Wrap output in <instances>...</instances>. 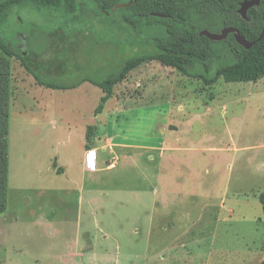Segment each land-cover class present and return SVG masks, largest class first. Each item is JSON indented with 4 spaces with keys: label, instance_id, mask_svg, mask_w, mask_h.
<instances>
[{
    "label": "rangeland",
    "instance_id": "obj_1",
    "mask_svg": "<svg viewBox=\"0 0 264 264\" xmlns=\"http://www.w3.org/2000/svg\"><path fill=\"white\" fill-rule=\"evenodd\" d=\"M113 27L97 18L63 27L56 14L15 8L7 31L22 45L32 33L38 51L56 43L61 30L67 41L75 39L74 31L94 34L79 50L85 65L71 62L65 75L45 76L73 82L103 80L137 53ZM10 77L9 192L0 214V264H264V76L206 84L161 61L144 62L114 86L119 100L134 103L117 111L116 100H109L101 112L112 113L108 129L125 143L158 145L160 125L172 129L182 121L179 168L159 164L150 150L128 158L117 148L100 149L90 152L93 167L98 152L102 167H116L89 177L78 170L85 149L79 131L91 124L100 90H34L40 84L15 57ZM70 162V171L61 173V164ZM162 166L165 191L158 179Z\"/></svg>",
    "mask_w": 264,
    "mask_h": 264
},
{
    "label": "trees",
    "instance_id": "obj_2",
    "mask_svg": "<svg viewBox=\"0 0 264 264\" xmlns=\"http://www.w3.org/2000/svg\"><path fill=\"white\" fill-rule=\"evenodd\" d=\"M246 0H0V214L6 210L9 192L10 107L14 90L11 83V59H20L37 83L53 89L76 88L91 82L103 89L104 95L95 112L114 93V86L147 61L158 60L175 66L182 73L202 79L206 84L220 78L226 82L257 81L264 76V0L241 11ZM35 8L62 18L63 27L72 22L97 18L100 23L117 28L126 35L137 53L125 60L120 69L103 80L82 77L73 82H54L47 73L65 75L71 62L75 68L85 65L82 51L86 38L94 34L75 32L50 43L46 50L32 46V33L20 44L17 34H8L14 9ZM228 32L225 33V31ZM107 32H110L109 30ZM211 34L225 36L212 38ZM49 36L52 35L49 33ZM241 37L248 45L242 43ZM53 38V37H52ZM108 47L111 42L105 41ZM104 47V46H102ZM118 47V46H117ZM80 50V51H79ZM71 51L72 55L69 54ZM84 51V50H83ZM85 52V51H84ZM90 56V54H87ZM99 66L103 62L96 60ZM94 126L87 130L86 147L90 148ZM264 212V192L260 194Z\"/></svg>",
    "mask_w": 264,
    "mask_h": 264
},
{
    "label": "crops",
    "instance_id": "obj_3",
    "mask_svg": "<svg viewBox=\"0 0 264 264\" xmlns=\"http://www.w3.org/2000/svg\"><path fill=\"white\" fill-rule=\"evenodd\" d=\"M87 82L82 83L81 85H79L76 88H71V89H66V90L69 92H75L77 90H81V91L85 90L87 92V90H94L93 88H95L96 90L99 89L100 91H98V96H99V99H101L102 96L105 94L103 89L98 87L97 85H90V86L86 85ZM89 87H90V89H88ZM39 88L45 89L48 87L41 86V85H37V87H33L34 90H37ZM109 100H116V101H114L113 104H114V107L117 111L119 110L118 108H122L123 106H126L128 104L132 105L134 103V100L132 98H129V97L126 99L121 98L119 100L116 97L115 89H114V93H113L112 97L109 98L107 100V102ZM95 108H94V111H95ZM180 109L181 110L183 109L182 105H180ZM103 113L104 112L97 113V114L94 113V115L91 118L92 121L90 120L91 124H89V121H88V124H86L80 128L79 132H82V135L84 134V137H85V143H84L85 149H84V153H83V158L80 161V167L78 169L80 175L89 177V176H91L90 174L100 172V170H102V169L112 168L113 165H115L114 168L116 167V164H113V165L107 164L106 167H102V163H104V161L100 160L99 152L97 155V163H96L95 167H93V166L90 167L87 165L88 164L87 163V154L90 150H88V148H86V143H87L86 135H87V130H88L89 126H94L92 139L89 142L90 147L92 148L91 151L101 149V150H105V151L109 150L111 153H115V149L117 148V149H120L126 157L133 158L134 155L140 156L139 154L140 153L142 154L144 152V150H150V152H154V155H152V154H150V155H152L154 160H155V158H157L159 160L158 161L159 164L160 163L162 165L168 164L171 167L175 166L177 169L179 168V164H180L181 159H182L180 156V152L183 151L184 149L179 145L180 140H179L177 133H178L179 129L181 128L182 121H180V120H179L180 122L176 121L175 127L172 129H167L166 126L164 125L165 123L163 125H160V132H161L160 134L163 138L160 139L159 144L158 145H144V144H136V143L116 142L115 136L111 135V130L108 129V125H109L108 122H109V118L112 115V113L110 111H107L104 114ZM173 119H175L174 116H173ZM184 120H186V119H183V121ZM54 125L56 126L54 128H58L57 122H54ZM168 130H171L172 131L171 133H175L174 137L172 138V141H169L166 138ZM72 132H73V130L71 128H68V133H72ZM117 149H116V151H117ZM149 158H150V156H149ZM61 166H62L61 167L62 169H60L61 173H67L70 171V167H73V163L71 164V162H70L68 165L61 164ZM175 167H173V168H175ZM51 169L54 170L53 166ZM160 169L163 171V176H161V174H159L158 179H160V181L162 180L161 181L162 182V189H163V191H165V187H166L165 185L168 184L167 179H166L167 174H166V172H164L163 166ZM160 188H161V185H160ZM263 262H264V260L262 261V263Z\"/></svg>",
    "mask_w": 264,
    "mask_h": 264
},
{
    "label": "water",
    "instance_id": "obj_4",
    "mask_svg": "<svg viewBox=\"0 0 264 264\" xmlns=\"http://www.w3.org/2000/svg\"><path fill=\"white\" fill-rule=\"evenodd\" d=\"M259 2H260V0H246V1H244L241 11H242L243 13H245L246 10H247L249 7H251V6L255 5V4H258ZM226 32H228V30H226L225 33H226ZM206 33H207L208 35H210L212 38H222V37L225 36V33L222 34V35L211 34V33H208V32H206ZM239 39H240V41H241L242 43L248 45L247 42H245L241 37H239Z\"/></svg>",
    "mask_w": 264,
    "mask_h": 264
},
{
    "label": "built area",
    "instance_id": "obj_5",
    "mask_svg": "<svg viewBox=\"0 0 264 264\" xmlns=\"http://www.w3.org/2000/svg\"><path fill=\"white\" fill-rule=\"evenodd\" d=\"M90 152H92L91 150L88 152L87 154V165L92 167L93 166V163H94V158L90 156Z\"/></svg>",
    "mask_w": 264,
    "mask_h": 264
}]
</instances>
